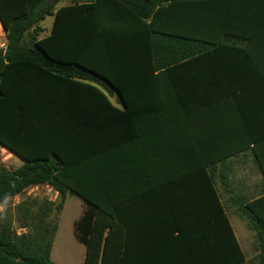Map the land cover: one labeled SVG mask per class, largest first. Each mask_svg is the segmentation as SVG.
Returning <instances> with one entry per match:
<instances>
[{"label":"trees","instance_id":"1","mask_svg":"<svg viewBox=\"0 0 264 264\" xmlns=\"http://www.w3.org/2000/svg\"><path fill=\"white\" fill-rule=\"evenodd\" d=\"M194 3L197 11L208 4L216 7L198 20L217 28L197 31L196 51L192 37L164 31L158 24L172 7ZM58 4L0 0L7 35L6 50L0 51V146L24 161L15 170L0 169V204L36 186H49L59 195L58 203L24 201L15 217L0 214V264H57L52 251L58 217L70 196L85 205L75 224V237L86 247L83 264H130V234L136 227L130 201L144 195L135 189L144 190L149 168V77L158 72L156 101L169 104L174 100L165 96L162 69L194 55L227 51L243 63L248 76L243 85L264 83V0ZM47 17L55 18L53 29L41 38L40 24ZM200 41L244 47L216 48ZM115 92L123 110L110 101ZM258 163L264 173L262 156ZM207 198L216 204L206 210L212 222L198 219L197 233L222 235L224 246L222 255H212L207 263L243 264L245 254L217 195L211 190ZM241 211L259 242L254 264H264V196ZM15 222L30 231L19 234ZM176 229L175 224L166 231Z\"/></svg>","mask_w":264,"mask_h":264},{"label":"crops","instance_id":"2","mask_svg":"<svg viewBox=\"0 0 264 264\" xmlns=\"http://www.w3.org/2000/svg\"><path fill=\"white\" fill-rule=\"evenodd\" d=\"M215 8L208 4L197 11V3L178 4L164 12L158 24L164 31L192 37L196 51L197 31L217 30L198 17ZM50 18L49 28L40 25L41 38L53 29L55 18ZM200 42L216 48L244 47ZM6 47L2 26L0 51ZM212 52L213 56L194 55L162 69L165 96L174 100L169 104L156 101L158 72L149 77L147 91L153 102L145 108L153 114L146 121L149 168L144 190L135 189L144 195L130 201L136 226L130 234V264H208L207 258L222 255V235L197 233V220L202 222L206 210L216 207L206 200L211 190L245 254L243 264L248 261L241 208L264 196V173L258 163V156L264 158V83L243 85L248 76L241 59L227 51ZM109 98L124 109L117 92ZM205 218L212 222L210 215ZM175 224V231H166Z\"/></svg>","mask_w":264,"mask_h":264},{"label":"rangeland","instance_id":"3","mask_svg":"<svg viewBox=\"0 0 264 264\" xmlns=\"http://www.w3.org/2000/svg\"><path fill=\"white\" fill-rule=\"evenodd\" d=\"M58 6L69 5L75 2H81L85 0H58ZM51 23V18L48 17L46 22H43V28H49ZM44 34H41L43 36ZM113 101L114 98H112ZM23 165V160L19 158L14 153H11L7 149L0 146V169L6 168L8 170H15ZM31 199H47L51 202L58 203L59 195L56 198V193L50 192L48 189L40 188L35 190L31 188L27 190L24 194L17 196L15 198L9 199L8 201L1 203L4 205V211L0 214L7 212L8 214L15 217L16 208L26 200ZM85 211V205L82 200L75 196L68 197L65 207L58 217L59 231L56 236L52 251V259L57 264H83L86 247L81 244L75 237L74 225L82 217ZM243 226L246 231L247 241H244L245 252L248 257L246 264H254L260 254L259 242L255 231H253L248 222L244 219ZM14 227L17 229L19 234L28 233L29 229H20L18 223L15 222Z\"/></svg>","mask_w":264,"mask_h":264},{"label":"built area","instance_id":"4","mask_svg":"<svg viewBox=\"0 0 264 264\" xmlns=\"http://www.w3.org/2000/svg\"><path fill=\"white\" fill-rule=\"evenodd\" d=\"M2 29V23H1V20H0V30ZM34 188L35 190H39L40 188H44V189H48L50 192H54L56 193L51 187L49 186H36V187H32ZM31 189V188H30ZM29 190V189H28Z\"/></svg>","mask_w":264,"mask_h":264},{"label":"clouds","instance_id":"5","mask_svg":"<svg viewBox=\"0 0 264 264\" xmlns=\"http://www.w3.org/2000/svg\"><path fill=\"white\" fill-rule=\"evenodd\" d=\"M4 211V205H0V212Z\"/></svg>","mask_w":264,"mask_h":264}]
</instances>
